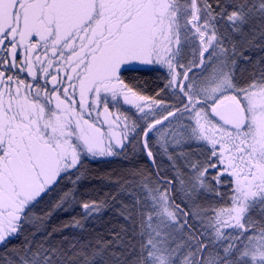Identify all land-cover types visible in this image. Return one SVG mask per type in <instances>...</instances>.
I'll list each match as a JSON object with an SVG mask.
<instances>
[{"label": "snow or ice", "instance_id": "6c2138e0", "mask_svg": "<svg viewBox=\"0 0 264 264\" xmlns=\"http://www.w3.org/2000/svg\"><path fill=\"white\" fill-rule=\"evenodd\" d=\"M0 264H264V0H0Z\"/></svg>", "mask_w": 264, "mask_h": 264}, {"label": "trees", "instance_id": "16d2710c", "mask_svg": "<svg viewBox=\"0 0 264 264\" xmlns=\"http://www.w3.org/2000/svg\"><path fill=\"white\" fill-rule=\"evenodd\" d=\"M155 73L147 72H133L127 74L126 78L129 80L140 81L146 83L149 90L156 87L158 81L156 80ZM123 167V162L120 159H97L85 160L84 169L85 175L80 184V193L85 199L102 200L106 193L115 191L114 182L119 178L120 171ZM73 216H79V209L72 212H59L55 214L47 225L40 226L46 227L48 231H52L54 227H62L64 224L69 223ZM103 224H93L91 221L87 222L88 231L84 233L74 232L71 228L65 229L63 233L57 232L54 234L52 243L58 244L63 236L72 238L87 237L95 235V232L102 231L105 227L111 226L116 223V218L110 211L103 214ZM95 229V232L92 230Z\"/></svg>", "mask_w": 264, "mask_h": 264}]
</instances>
